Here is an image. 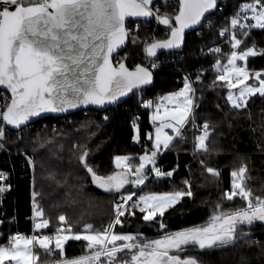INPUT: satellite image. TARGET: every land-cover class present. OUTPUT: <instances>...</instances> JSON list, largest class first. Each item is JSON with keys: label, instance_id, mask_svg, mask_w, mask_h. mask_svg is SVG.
I'll use <instances>...</instances> for the list:
<instances>
[{"label": "trees", "instance_id": "obj_1", "mask_svg": "<svg viewBox=\"0 0 264 264\" xmlns=\"http://www.w3.org/2000/svg\"><path fill=\"white\" fill-rule=\"evenodd\" d=\"M246 2L251 0H220L225 8L217 9L208 17L215 19L211 27L203 24L188 33L185 48L180 52L184 57L163 63L154 71V83L145 87L148 96L158 99L177 90L186 78L185 73L193 76L192 114L182 127L185 139L175 137L158 157L161 171L173 174L160 177L153 174L141 188V192L186 191L184 181L187 180L192 185L193 196L183 197L164 213L162 219L166 227L163 229L158 223L159 215L156 220L145 221L144 214L134 209L135 216L126 212L121 218L123 226L117 225L116 232L138 233L141 242L154 240L168 232L204 225L218 203L224 210L245 207L238 196L233 201L224 196L232 191L231 172L242 165L247 166L245 187L254 195L264 197V96L252 95L248 97L247 107L235 109L227 99V82L219 80L212 70L214 62H226L234 50L229 43L230 36H221L219 32L230 26L232 16ZM176 12L172 7H164L160 15L174 16ZM246 22L250 23L251 19ZM152 33L155 35L149 43L170 35L163 24L155 29L149 22L140 21L137 29L129 33L126 50L115 56L116 64L125 62L134 68L143 63V47ZM132 37L137 40L135 44L131 42ZM237 37L242 40L237 48L240 52L254 48L257 53L246 61L249 73L261 72L264 79V29H251L247 36L237 31ZM217 45L221 53L211 51ZM249 84L258 85V81L250 75ZM138 97L136 92L126 102L105 111L89 109L64 117H47L20 130L9 129L0 117V127L5 132L0 138V173L7 174L0 181V186L6 188L0 192V245L10 246L9 238L19 233L29 237L34 234L53 236L58 227L63 228L60 215L66 217V230L67 225H71L73 232L83 231L86 224L102 230L114 219L118 195L136 189L128 185L120 193L105 192L92 182L80 157L87 152V162L97 174L111 175L118 171L114 162L116 156H128L133 162L152 149V140L147 136L153 129L150 109L141 110ZM10 101V95L0 87V111ZM136 113L140 115L139 123ZM134 122L139 129V141L134 139ZM205 122L209 123L211 133L206 141L207 153L195 149V137L201 135ZM193 123L201 128H194ZM205 166L217 169L219 177L208 173ZM36 206L43 210V218L49 220V228L34 229ZM236 236L232 244L203 250L189 248L182 255L191 254L199 264H264V222L256 220L250 226L241 224ZM86 245L83 240L69 241L63 257L58 249L49 254L35 246L34 255L39 257L36 264H57L62 258L87 255Z\"/></svg>", "mask_w": 264, "mask_h": 264}, {"label": "snow or ice", "instance_id": "obj_2", "mask_svg": "<svg viewBox=\"0 0 264 264\" xmlns=\"http://www.w3.org/2000/svg\"><path fill=\"white\" fill-rule=\"evenodd\" d=\"M150 5L152 0H0V85L11 92V102L0 111L3 122L20 128L30 117L41 112H63L79 105L116 104L134 88L151 84L153 74L150 68L157 67L155 62H151L150 67L137 64L134 70H129L124 63H118L117 67L112 62L113 53L130 38L129 30L125 27L126 18L152 17L154 12ZM216 7L217 0H179L174 16L155 15L158 23L167 26L170 36L168 39L148 43L144 47L147 57H157V52L161 49L179 48L184 40L185 29L200 25L206 19L205 13L210 14V10ZM156 12H159L158 8ZM249 12L255 23H242V20L249 21ZM254 28L264 29V0L242 3L239 11L232 16L230 26L219 32L221 36H230L229 43L234 50L228 56L227 65L216 61L214 67L220 70L217 78L226 81L229 88L243 85L238 94L231 91L228 94L227 99L235 109L247 107L248 97L256 93L264 96L261 72L250 74L245 67H238L236 64L238 60L246 62L249 56L257 54L253 48L235 51L242 43L237 38V31L247 36ZM131 42L135 44L136 38L132 37ZM211 51L221 53L219 47ZM250 75L258 81V86L246 83ZM194 92L186 77L184 88L180 92L162 98L169 103L179 101L178 107L171 113L165 108L162 116L160 108L163 104L157 105L152 119L162 123L155 130L150 155L145 151L139 157L138 165L127 163L130 159L128 156H116V167L124 171L99 175L89 166L86 159L88 153L84 152L80 160L91 174L92 182L105 192L120 193L126 184L131 183L137 187L143 185L147 179L146 168L157 177L171 176V171L163 172L156 166L159 150L161 147L168 149L174 139L163 129L172 128L176 137L185 139L182 127L192 114ZM180 97L183 100H179ZM151 104L149 101L145 106L150 107ZM167 117L175 123H163ZM133 127H137L135 122ZM193 127L201 128L195 123ZM4 135V128L0 127V138ZM210 135L209 123L205 122L201 135L195 137L197 151L209 152L206 141ZM147 136L149 140H153L152 133ZM139 138L137 128L134 139L139 141ZM205 167L212 176L219 177L217 169ZM246 172V165L233 170L232 191L224 193L228 201H233L238 196L246 206L224 210L218 203L204 225L168 232L159 239H145L143 242L138 233L115 231L117 225L123 226L121 218L126 212L135 216L134 209L144 214L145 221L156 220L159 215V226L165 228L162 219L164 213L183 197L193 196L192 185L185 180L186 191L152 193L140 196L135 201V193L121 194L120 202L115 204L114 219L102 230H95L92 224H86L82 232L73 235H64V228L58 227L53 236L34 234L29 237L17 234L10 237L11 247L0 246V264H4V261L36 264L39 257L33 255L35 246L49 254L58 249L63 257L64 244L70 239L87 242L89 254L71 259L62 258L57 264H199L191 254L182 256L181 253L188 248L198 247L203 250L232 244L237 238L239 225L250 226L256 220L264 221V197L254 195L245 187L243 181ZM129 176L135 178L130 181ZM3 178V173H0V179ZM5 190V187L0 186V192ZM129 201L132 203L129 204ZM34 211L35 217L44 216L43 210L38 206ZM59 221L65 222L66 217L60 215ZM49 223L48 219H42L34 224V229H47ZM67 230L71 232V225H67ZM118 254L124 255L118 259Z\"/></svg>", "mask_w": 264, "mask_h": 264}, {"label": "built area", "instance_id": "obj_3", "mask_svg": "<svg viewBox=\"0 0 264 264\" xmlns=\"http://www.w3.org/2000/svg\"><path fill=\"white\" fill-rule=\"evenodd\" d=\"M150 7L153 9L154 15H153L152 18H151L150 20H148L147 22H149L151 25H153L155 29H158L159 26H160L161 24L158 23V22L156 21V19H155V15H160V12L162 11V9H163L164 7H166V8H168V7H172L174 11H177V10H178V7H179V1H178V0H166V2H165V0H157V1H156L152 6H150ZM157 8L159 9V12H158V13L156 12V9H157ZM224 8H225V3L220 4V2H219V4H218V6H217V8H216L215 11H217V9H219L220 11H222V10H224ZM215 11H214V12H215ZM214 12H213V13H214ZM213 13H212V14H213ZM212 14H210L209 16L206 17V19L204 20V22L202 23V25L204 24L205 26H209V22H210L211 25H212V23L214 22L215 19H214V18H212V19H209V18H208V17H210ZM139 22H140L139 20H129V21L127 22V29L129 30V33L132 32V31H134L135 29H137V27H138V25H139ZM250 23H255V21H252V20H251ZM154 35H155L154 33H152V34L150 35V37L146 40L144 47L149 43V41L154 37ZM217 47H219V48L221 49V47H220L219 45L215 46L214 48H217ZM180 52H181V51H176L175 53H177V54L164 53V54L159 55V56L156 57V58H150V57H147V54L144 52V57H143V63H142V64L146 65L147 67H150V63H151V62H155V63L157 64V67H156L155 69H151V68H150V69H151L152 71H156V70H158V68L161 67V65H162L163 63H168V62L172 63V62H176V61L182 59V58L184 57V55H183V53H180ZM171 53H172V52H171ZM215 63H216V62H214L213 65H212V70H213V72H215L217 75H219V74H220V70H218L217 68L214 67ZM221 64H222V65H227V61L224 62V63H221ZM238 67H245V65H243V64H239ZM246 70H247V68H246ZM247 71H248V70H247ZM185 75H186V77L190 80L191 85H192V88H193V86H194V79L192 78L193 76H191V74L188 73V72L185 73ZM197 77H198V76H197ZM138 96H139V97H138V98H139L138 100H139V105H140V109H141V110H149V109H150V107H146V106H145L149 101L152 102L151 105H153L154 103L159 102V100H157V99H155V98H153V97H151V96H148L147 93H146L145 88H144V89H141V90L138 91ZM161 103H163V102H161ZM139 118H140L139 113H136V114H135V119H136L137 123H139ZM129 163L131 164V161H130V160H129ZM156 166L159 168L158 163H156ZM1 173H3L4 178H3V179H0V181L4 180V179L7 177V174H6V173H4V172H1ZM153 174H155V173H154V172H151V171H148V169H147V170H146V175H147V179H146V181H147V180H148ZM140 192H141V189L135 193V195L133 196V201L139 199V194H140ZM123 195H125V194H123ZM120 197H121V194L118 195V197H117V202H116V203L120 202ZM128 203L131 204L132 201H129ZM62 224H63V223H62ZM19 234H21V233H19ZM21 235H22V234H21Z\"/></svg>", "mask_w": 264, "mask_h": 264}, {"label": "water", "instance_id": "obj_4", "mask_svg": "<svg viewBox=\"0 0 264 264\" xmlns=\"http://www.w3.org/2000/svg\"><path fill=\"white\" fill-rule=\"evenodd\" d=\"M157 0H152V5L156 2ZM179 1V0H178ZM220 0H217V6L219 4ZM150 5V6H152ZM217 8V7H216ZM215 9H212L210 10V14H212L215 10ZM209 13H205V17L209 16L210 15ZM152 17H148V18H144V17H128L126 18L125 20V27L127 28V22L129 20H139V21H148L150 20ZM205 19H203L201 21V24L200 25H196V26H193L192 28H189V29H185V33H184V40H183V43L181 44V46L179 48H175V49H161V50H158L157 52V57L161 54H164V53H170V52H176V51H182L184 48H185V45H186V37H187V34L188 33H191V32H194L196 30H198V28L202 25V23L204 22ZM170 36V35H169ZM169 38V37H168ZM167 38V39H168ZM129 45V40L125 42V45L121 46L120 48H118L112 55V62H113V65L114 66H117L118 67V64H116L115 62V56L117 54H120L122 52H124L126 50V48L128 47ZM150 58H156V57H150ZM121 63H124L126 65V67L129 68V70H134V68H131L129 67L125 62H121ZM141 65H143L144 67H147L146 65L140 63ZM151 70V69H150ZM152 71V70H151ZM152 74H153V79H152V83L149 84V85H152L154 83V71H152ZM149 85H144V86H141L140 88H134L131 92H129L127 94V96H124V97H121L120 100L116 103V104H105V105H93V104H89V105H79L75 108H68L66 111H63V112H59V111H56V112H53V111H45V112H41L39 115L37 116H33V117H30L29 120L25 123V124H22L20 126V128H14L13 126L11 125H7L6 123V126L9 128V129H12V130H20L24 127H27L29 126L30 124L40 120V119H44V118H47V117H64V116H67V115H71L73 113H76V112H79V111H85V110H89V109H93V110H97V111H105L107 109H109L110 107L112 106H118V105H121L122 103L126 102L127 100H129L130 98H132V96L134 95V93L138 92L139 90L141 89H144L145 87L149 86ZM0 87L5 91L7 92L10 97H11V92L9 89H6L5 86L3 85H0ZM11 102V101H10Z\"/></svg>", "mask_w": 264, "mask_h": 264}, {"label": "rangeland", "instance_id": "obj_5", "mask_svg": "<svg viewBox=\"0 0 264 264\" xmlns=\"http://www.w3.org/2000/svg\"><path fill=\"white\" fill-rule=\"evenodd\" d=\"M251 12H249L248 13V16H249V19H251ZM242 23H247L246 21H243L242 20ZM238 38V37H237ZM254 49V48H253ZM235 51H237V52H240L238 49H235ZM254 51H255V49H254ZM143 52H144V47H143ZM236 64L238 65L239 63H237V61H236ZM243 64L246 66V62L245 61H243ZM246 68V67H245ZM249 72V71H248ZM188 79V78H187ZM249 81V80H248ZM188 82L191 84V82H190V80L188 79ZM184 83H185V80H184V82H183V84L177 89V90H175L174 92H169V93H167V94H165V95H163V96H161V97H159L157 100H159V102H157V103H154L153 105H151L150 106V118H151V124H152V126H153V129H152V131L151 132H149V133H152V136H153V140H152V144L154 143V139H155V130H156V128L157 127H159V126H161V121L160 120H157V121H153V119H152V117H153V114L156 112V108H157V105L158 104H163V106L160 108V115H162L163 116V114H164V109L165 108H167L168 110H169V112L171 113L174 109H176L177 107H178V102L179 101H174V102H172V103H169L168 101H166V100H163L162 98H164V97H167V96H170L171 94H173V93H178V92H180L183 88H184ZM248 84V83H247ZM249 85H252V84H249ZM254 86H258V85H254ZM243 87V85H239L237 88H229V92L231 91L233 94H238L239 93V90H240V88H242ZM229 94V93H228ZM257 94V93H256ZM179 100H183V97H180L179 98ZM161 102H163V103H161ZM163 123H175V121L174 120H172L170 117H167V118H165V120L163 121ZM138 128V127H137ZM137 128H135V132H136V135H137ZM163 131L165 132V133H167L168 135H170V136H173L174 138L176 137L175 136V133H174V131H173V129L172 128H167V127H165L164 129H163ZM153 148V147H152ZM152 150V149H151ZM151 150H149V151H147L148 153H149V155H150V153H151ZM164 148L163 147H161V149L159 150V152H158V154H157V157H156V163L158 162V157H159V155L160 154H162V152H164ZM145 153H143V154H141L140 156H142V155H144ZM119 156H124V155H119ZM139 156V157H140ZM114 162H115V158H114ZM139 158L136 160V161H133V162H131V164H133V165H138L139 164ZM127 163H129V161H127ZM130 164V163H129ZM115 165H116V163H115ZM149 168L151 167L150 165L148 166ZM146 170H147V168L145 169V173H146ZM120 171H124V169H119L118 168V171L117 172H120ZM133 171H134V169H133ZM135 177H133V176H129L128 177V179L131 181V180H133ZM145 183H146V181H145ZM144 183V184H145ZM144 184L143 185H141V186H139V187H137V186H135L134 184H131V183H129V184H126L125 185V187L126 186H128V185H131V186H133L136 190H134V191H127V192H124V194L125 195H128V194H130V193H136L137 191H139L143 186H144ZM124 187V188H125ZM172 192H175V191H172ZM152 193H155V194H163V193H169V192H144V191H142V192H140V194H139V197L140 196H143V195H147V194H152ZM259 221V220H258ZM38 222H40V221H38ZM37 222V223H38ZM261 222H264V221H261ZM63 228H64V232H63V234L64 235H73V234H75V233H77V232H73V231H71V232H69L68 230H66V227H64V226H62ZM116 229V228H115ZM41 230H43V229H40V230H38V231H41ZM116 231V230H115ZM82 232V231H81ZM162 237V236H161ZM160 237V238H161ZM159 239V238H158ZM72 239H70V240H68L67 242H65V244H64V248H65V246H66V244L69 242V241H71ZM0 246H3V247H11V245L10 246H5V245H0ZM53 246H54V244H53ZM64 250V249H63ZM187 251H189V248L187 249ZM186 251V252H187ZM185 253V252H184ZM183 253H181V255H182ZM33 255H34V251H33ZM88 255V254H87ZM183 256V255H182ZM119 257H121V254H118V259H119ZM103 259V258H102ZM4 264H16V262L15 261H4Z\"/></svg>", "mask_w": 264, "mask_h": 264}, {"label": "crops", "instance_id": "obj_6", "mask_svg": "<svg viewBox=\"0 0 264 264\" xmlns=\"http://www.w3.org/2000/svg\"><path fill=\"white\" fill-rule=\"evenodd\" d=\"M239 62V60L237 61V63ZM239 64H243V63H239ZM238 64V65H239ZM237 65V66H238ZM244 65V64H243ZM246 67V66H245ZM248 70V69H247ZM233 76L235 75L234 73L232 74ZM255 78V77H254ZM249 82H250V79H249V81H246V83H248L249 84ZM35 217V216H34ZM42 219H44L43 217H35V220H34V224L35 223H37L38 221H41ZM63 223V224H62ZM61 224H62V226H65V222H62ZM66 227V226H65ZM36 230V229H35ZM53 246V245H52Z\"/></svg>", "mask_w": 264, "mask_h": 264}]
</instances>
